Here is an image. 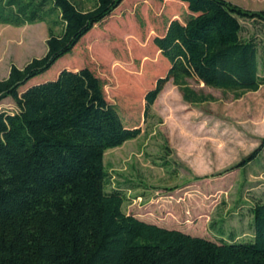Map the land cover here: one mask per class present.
Wrapping results in <instances>:
<instances>
[{"label": "trees", "instance_id": "1", "mask_svg": "<svg viewBox=\"0 0 264 264\" xmlns=\"http://www.w3.org/2000/svg\"><path fill=\"white\" fill-rule=\"evenodd\" d=\"M121 1L0 0V24L43 22L47 33L41 56L10 64L0 78V101L9 97L14 106L0 109V264H264V200L252 198L247 206V240L222 238V218L219 238L211 240L122 210L123 192L105 189L103 153L135 138L140 127L128 125L105 99L102 80L88 67L63 64L51 79L19 88L69 53ZM179 1L185 16L168 20L152 38L168 68L142 95V121L168 80L188 102L208 98L186 78L235 96L264 84V46L243 25L264 24V9ZM259 149L225 171L243 168Z\"/></svg>", "mask_w": 264, "mask_h": 264}, {"label": "rangeland", "instance_id": "2", "mask_svg": "<svg viewBox=\"0 0 264 264\" xmlns=\"http://www.w3.org/2000/svg\"><path fill=\"white\" fill-rule=\"evenodd\" d=\"M229 1L264 9V0ZM186 13L179 0H122L69 53L19 88L51 79L63 64L88 67L102 80L105 99L118 107L128 125L140 127L135 138L103 153L109 174L105 189L123 192L122 210L211 240L219 238L215 227L222 218V238L232 234L234 240H247V206L252 198L264 200V84L235 96L186 78L190 89L208 98L188 102L168 80L142 121V95L168 68L152 38L163 33L168 20H182ZM243 25L264 46V24ZM46 37L43 22L0 24V78L10 64L21 67L41 56ZM13 107L9 97L0 101V109ZM259 147L243 168L225 171Z\"/></svg>", "mask_w": 264, "mask_h": 264}, {"label": "crops", "instance_id": "3", "mask_svg": "<svg viewBox=\"0 0 264 264\" xmlns=\"http://www.w3.org/2000/svg\"><path fill=\"white\" fill-rule=\"evenodd\" d=\"M7 74V73H6Z\"/></svg>", "mask_w": 264, "mask_h": 264}]
</instances>
